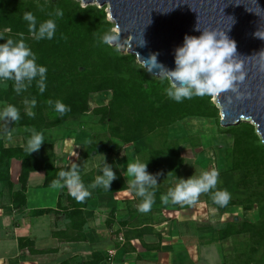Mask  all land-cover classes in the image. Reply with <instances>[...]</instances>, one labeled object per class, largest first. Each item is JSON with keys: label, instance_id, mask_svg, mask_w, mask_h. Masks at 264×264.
Masks as SVG:
<instances>
[{"label": "trees", "instance_id": "trees-1", "mask_svg": "<svg viewBox=\"0 0 264 264\" xmlns=\"http://www.w3.org/2000/svg\"><path fill=\"white\" fill-rule=\"evenodd\" d=\"M105 8L97 5L81 6L77 0H0V34L6 39L18 41L21 39L18 34L23 33L24 42L36 55V63L47 69L46 90L43 94L36 80L19 95L13 90L14 81L8 80L6 90L2 93L6 106H15L20 115L17 122L9 123L7 127L20 131V136L24 138L21 145L10 146L0 140V184L10 192L16 208L25 206L24 193L30 173L43 171V186L49 187L52 180L57 178V173L65 170V167L55 166L53 143L44 142L37 154H29L25 150L31 135L26 129L35 128L37 132L43 133L57 128L63 121L90 112L98 117L99 123L106 125L109 138L106 150H111L112 140L135 146L139 151L150 138L157 140V147L148 148L146 154L140 156V162L148 163L147 171L156 174L162 160L167 156L177 159L179 155L177 141L167 138L170 126L188 117L218 119V109L210 102V96L194 95L191 99L176 102L165 93L169 86L167 79L150 74L136 62L134 55L122 54L116 46L103 43L100 37L114 28L106 19ZM57 9L62 10L64 15H56ZM26 11L34 14L37 25L47 19L55 21L53 39L37 40L32 36L28 22L23 19ZM5 42L0 40V44ZM98 93H109L110 98L105 105L90 109L89 98ZM33 98L36 106H31L30 111L35 113L34 118L28 115L24 103L25 99L30 101ZM49 99L60 100L71 110L61 117L48 105ZM220 130L232 137L228 167L220 177L225 181L227 191L243 194V197L230 199L223 207L237 206L244 212L255 207L257 216L253 221L242 219L227 222L210 235L209 242H222L245 235L249 242L246 252L229 263L221 264H264V144L256 134L255 127L247 122L225 126V129ZM18 136L12 133L11 140ZM98 148V145L88 146L85 156ZM12 159L20 162L19 188L16 190L10 181L9 166ZM108 164L113 163L110 161ZM115 174L117 179L112 182L110 190L100 186L92 188L93 192L116 194L128 191V184L118 170H115ZM95 177L92 173L81 177L87 190ZM216 190H220L218 186ZM152 191L157 195L156 188ZM130 193L136 202H141V198L134 192ZM211 194L207 196L208 199H211ZM89 201L90 196L83 202H77L68 193L65 208L69 225L63 231L53 232L52 236L69 242L87 241L82 230L88 218L86 209ZM48 212V209H41L30 214L40 216ZM18 244L20 248L26 247L29 253L35 255L53 252L51 249L33 250L25 239H19ZM57 264H108V260L106 253H93L80 262L66 258Z\"/></svg>", "mask_w": 264, "mask_h": 264}, {"label": "rangeland", "instance_id": "rangeland-1", "mask_svg": "<svg viewBox=\"0 0 264 264\" xmlns=\"http://www.w3.org/2000/svg\"><path fill=\"white\" fill-rule=\"evenodd\" d=\"M80 4L81 6H85L81 1ZM90 5L96 4L93 3ZM105 12L106 19L114 25L108 19L106 8ZM112 30L115 33V29L113 28ZM115 46L122 54H128L126 51V42ZM5 90L6 81H0V111L6 107V103L2 97V93ZM109 98V93L93 94L89 98V108L103 106ZM210 102L218 109L217 120L188 117L169 127L167 138L171 141H177L179 155L177 159L167 156L164 160L165 162L162 160L163 163L158 166L156 173L162 174L157 178L158 185L155 188L158 190V193L154 196V203L149 212L141 213L137 210L139 203L136 202L134 196L129 191H122L116 194H98L93 192L91 186L88 187L91 195L86 215L90 218L93 212L92 209H96V218L102 227L95 230L96 232L89 230L85 232V235L87 239L92 243L98 244L99 247L95 248L93 252L89 251L86 255L83 253V250L74 252L71 254V257L69 256L70 259L75 262H80L93 253L107 254V250L109 249L114 250L116 255H122L127 251V240L125 237L126 235L131 236V233L127 230L124 231L122 228L121 230L117 229V225H126L131 222L134 223L132 225H145L141 231L143 233H153L154 228L152 225H162L161 229L163 232H157L160 237H163L161 236L163 233L170 235L172 229H176V225H188L190 229L185 228V230H181L182 234L179 235L180 237L190 235L197 238L200 237L201 240L205 239L210 241V235L215 230L222 228L227 222H236L242 219L255 220L257 216L255 207L248 212H244L241 207L237 206L221 207L220 205L213 204L212 199H208L207 196L209 193L201 194L197 203L194 205L173 203L171 200L168 203H163L161 200V197L167 194L168 189L175 186L177 182L176 178L187 179L194 175L195 171L199 175L202 170L216 169L219 172L217 186L220 190L226 189L225 181L222 180L220 175L228 167L232 137L220 130L225 129V126H218L221 120L219 108L214 102V97L210 96ZM25 109L30 111L31 105L25 104ZM4 124V121H0V140L5 141L6 143L4 142V144L6 146L17 143L21 145L24 143V138L20 136L21 134L18 130H12L13 134L19 135L16 142L7 139L2 129V125ZM43 137L44 142L53 143L54 148L57 145L61 147V156L64 155L66 159L65 170L70 168L71 163H77L80 165V177L89 173H92L93 176L101 175L100 164L102 158L98 154H103L106 157V163L112 161L113 164L111 166L113 171L118 170L126 182L132 179L126 172L127 163H134L137 160L140 161V156L145 155L148 148L158 146L157 140H154L153 137L145 143L146 145L140 151L135 146L123 145L116 140H112L111 150H106L105 145L109 139L106 125L99 123L98 117L93 116L90 112L63 121L57 128L44 131ZM92 145H98L99 148L92 150L85 156L86 148ZM38 152L34 153L37 154ZM61 161L64 162L63 160ZM169 172L173 174L167 176ZM0 187L6 191L4 185L0 184ZM57 188H53L54 190L51 188V192L53 193ZM61 189L63 192L68 191L66 187H61ZM214 191L215 189L211 190L210 193ZM35 192H40V189L36 188L34 184H31L29 187V196ZM228 192L231 194V199L243 197V194L238 192L233 193L230 190ZM108 242L111 245L106 247ZM41 243L43 245L45 244L43 247L53 249L49 248L52 245L51 240ZM248 243L247 237L240 235L222 242H214L213 245L220 247L222 253V256L220 255L221 264L229 263L235 257L237 258L238 255H241L242 252H246ZM54 249L57 250L58 247ZM52 251L53 259L56 257L55 260L59 262L61 257L58 255L55 256L54 250ZM217 259L218 256L213 255L212 263L217 262ZM54 261L52 260V262ZM45 264H49L48 261Z\"/></svg>", "mask_w": 264, "mask_h": 264}, {"label": "clouds", "instance_id": "clouds-1", "mask_svg": "<svg viewBox=\"0 0 264 264\" xmlns=\"http://www.w3.org/2000/svg\"><path fill=\"white\" fill-rule=\"evenodd\" d=\"M56 15L63 16L62 10L57 9ZM23 19L28 22V30L32 36L37 39H53L56 31V23L53 19H47L37 25V19L33 13L26 11ZM195 31H201L195 28ZM21 39L16 41L11 38H5L0 34V40L6 42L0 44V81H14L13 90L19 95L31 86L33 80H36L37 87L41 94L46 90V73L44 66L36 63V55L23 40V33L18 34ZM105 44L112 45L118 41L119 37L114 34V30L105 32L101 37ZM144 44V41H143ZM236 43L230 40L223 33L215 30H205L197 36L185 35L182 46L174 50V70H170L157 62V55L152 54L147 61H154L159 69L158 76L167 79L169 86L165 89L168 98L181 102L183 99H191L194 95L203 97L205 95L218 97L225 92L237 93V99L241 98L238 91V85L245 79L243 64L236 58ZM37 77L39 79L37 80ZM25 104L36 106V100L25 99ZM50 107L62 117L71 109L60 100L47 101ZM28 115L33 117L35 113L29 111ZM20 119L19 110L8 105L0 111V121H4V135L11 139L12 129L8 128L9 123L17 122ZM31 133L27 140L25 150L31 154L39 151L44 143L42 132H37L35 128L26 129ZM102 160L100 164L101 175L95 177L92 188L100 187L110 190L113 181L117 179L112 166L106 163V157L98 154ZM148 163L137 160L134 163H127L126 172L132 179L127 181L128 191L134 192L141 198L137 205V210L141 213H147L151 210L154 203V189L157 184V178L162 173L150 174L147 171ZM80 165L71 163L70 168L60 170L57 178L52 180L51 187H66L69 194L77 201L83 202L91 193L85 188L79 175ZM169 172L167 176L172 175ZM219 178V172L216 169L202 170L199 175L191 177L176 178L174 187L168 189L167 194L161 197L163 203L171 200L173 203L194 205L197 203L201 194L210 193L216 189ZM211 199L213 203L226 206L231 194L225 190H216L212 192Z\"/></svg>", "mask_w": 264, "mask_h": 264}, {"label": "water", "instance_id": "water-1", "mask_svg": "<svg viewBox=\"0 0 264 264\" xmlns=\"http://www.w3.org/2000/svg\"><path fill=\"white\" fill-rule=\"evenodd\" d=\"M84 5L106 6L118 41L126 51L157 76V62L174 70V50L184 36H197L205 30L225 33L236 43L237 59L243 64L245 79L237 93L214 97L223 126L247 122L255 126L264 144V0H79ZM201 31H195V28ZM144 41V44H143Z\"/></svg>", "mask_w": 264, "mask_h": 264}, {"label": "crops", "instance_id": "crops-1", "mask_svg": "<svg viewBox=\"0 0 264 264\" xmlns=\"http://www.w3.org/2000/svg\"><path fill=\"white\" fill-rule=\"evenodd\" d=\"M14 141H17V137L12 139V142ZM53 151L55 166L65 167L66 159L64 155L61 156V147L57 145L53 148ZM9 168L10 181L14 184L16 190L19 188L20 162L12 159ZM43 180V171L29 174L24 193L25 206L22 208H16L13 205L10 192L4 191L0 187V264H45L47 261L49 264L58 263L55 260L56 257L53 259L51 253L35 255L29 253L26 247L20 248L19 239L27 240L33 250H46L47 247H43L45 244L43 245L41 242L51 240L52 245L49 248H53L55 256L61 257L59 261L71 257V254L79 250H83L86 255L89 251L93 252L95 248L99 247L98 244L92 243L89 239L85 242H69L52 236L53 232L63 231L69 225L65 208L66 195L69 191L63 192L61 187H58L59 189L57 188L52 193L51 188L54 190L53 187H44ZM31 184L40 189V192L32 193L29 196ZM41 209H48L49 212L40 216L30 214L32 211ZM92 210V216L89 218L87 215L88 218L82 230L84 234L89 230L95 231L102 227L96 218L97 210ZM132 224L134 223L117 225V229L121 230L122 228L124 231H130L131 236L126 235L125 237L127 251L122 255H116L113 258L115 260H112L110 264H213V255L218 256L217 262H214V264H220L221 262L220 255L222 256V253L218 245H213L209 240H201L200 237L179 236L182 234L181 230L190 229L188 225H176V229H172L170 235L163 233L161 234L163 237H160L157 232H163L162 225H152L154 228L153 233H143L141 231L145 225ZM109 245H111L110 242L106 247H109ZM90 246L91 248H89ZM57 247L58 249L55 250L54 248ZM52 260L55 261L52 262Z\"/></svg>", "mask_w": 264, "mask_h": 264}, {"label": "built area", "instance_id": "built-area-1", "mask_svg": "<svg viewBox=\"0 0 264 264\" xmlns=\"http://www.w3.org/2000/svg\"><path fill=\"white\" fill-rule=\"evenodd\" d=\"M116 255V253L114 252V250H107V260H108V264H110L112 262V258H114V256Z\"/></svg>", "mask_w": 264, "mask_h": 264}]
</instances>
